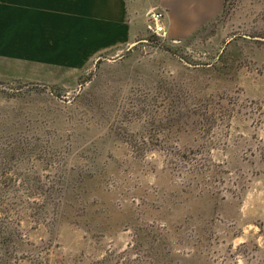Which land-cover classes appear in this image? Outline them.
Wrapping results in <instances>:
<instances>
[{"label":"rangeland","instance_id":"374dc122","mask_svg":"<svg viewBox=\"0 0 264 264\" xmlns=\"http://www.w3.org/2000/svg\"><path fill=\"white\" fill-rule=\"evenodd\" d=\"M6 229L0 264H264V0L79 64L0 58Z\"/></svg>","mask_w":264,"mask_h":264},{"label":"crops","instance_id":"0c3cea01","mask_svg":"<svg viewBox=\"0 0 264 264\" xmlns=\"http://www.w3.org/2000/svg\"><path fill=\"white\" fill-rule=\"evenodd\" d=\"M226 0H0V58L79 64L132 42L146 13L163 9L168 39H184L216 17Z\"/></svg>","mask_w":264,"mask_h":264},{"label":"built area","instance_id":"2783aa9c","mask_svg":"<svg viewBox=\"0 0 264 264\" xmlns=\"http://www.w3.org/2000/svg\"><path fill=\"white\" fill-rule=\"evenodd\" d=\"M164 16L165 11L159 8L151 9L146 13V28L162 39L167 38L166 30L162 24Z\"/></svg>","mask_w":264,"mask_h":264},{"label":"trees","instance_id":"16d2710c","mask_svg":"<svg viewBox=\"0 0 264 264\" xmlns=\"http://www.w3.org/2000/svg\"><path fill=\"white\" fill-rule=\"evenodd\" d=\"M11 235H13V232L10 230L9 231L7 229L6 231L0 230V237L3 238L5 241L11 239L12 237ZM5 241L1 240L2 243H4Z\"/></svg>","mask_w":264,"mask_h":264},{"label":"water","instance_id":"95a60500","mask_svg":"<svg viewBox=\"0 0 264 264\" xmlns=\"http://www.w3.org/2000/svg\"><path fill=\"white\" fill-rule=\"evenodd\" d=\"M134 44V43H131V45Z\"/></svg>","mask_w":264,"mask_h":264}]
</instances>
